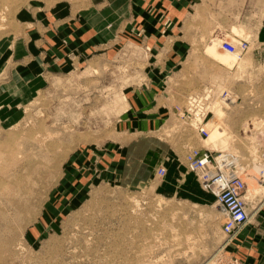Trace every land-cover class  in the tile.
Instances as JSON below:
<instances>
[{
    "label": "rangeland",
    "instance_id": "obj_1",
    "mask_svg": "<svg viewBox=\"0 0 264 264\" xmlns=\"http://www.w3.org/2000/svg\"><path fill=\"white\" fill-rule=\"evenodd\" d=\"M89 1L0 0V39L24 38L26 24L20 19L24 10L38 6L53 9L59 4L76 10ZM107 2L102 0V4ZM232 33L243 36V30L236 27ZM233 38L228 34L226 39L238 41ZM205 41L202 38L200 43L184 42L174 49L175 56L188 57L183 85L171 79L169 96L173 104L186 107L189 96L207 85L215 86L218 91L210 106L217 102L219 105L208 121H212L210 126L218 122L227 130L223 142L227 148L220 149L219 142L194 139L196 125L181 119L176 112L173 122L158 136L165 133L185 156L193 148L212 150L218 164H231L248 189L257 190L253 205L262 204L264 118L259 123L253 120L255 131L249 134L246 127L244 134L238 112L244 101H264V66L251 63L250 72L248 56L224 51L223 40L213 39L210 44ZM9 42L12 50L16 40ZM167 46L168 53H173L172 44ZM95 55L115 57H100L81 66L74 63L66 72H46L39 80L37 92L25 96L17 114L0 124V264H142L140 247L133 244L131 231L156 223L147 216L155 210L154 193L149 189H118L109 183L160 181L167 177L160 178L147 172L145 165L136 164L129 172L126 168L121 172L123 167L116 161V147L128 141L124 138L129 131L124 120L126 91L142 80L136 77V70L142 67L139 56L150 55L137 42L132 45L126 40H120L110 54L102 51ZM127 56H134V61ZM191 69L197 75V86L190 80ZM261 86L262 91H257ZM226 91L229 96L224 98ZM188 179L198 180L194 175ZM218 210L215 204L206 210L197 209L198 219L169 220L174 226L196 231L195 236L186 237L181 244L186 247L183 258L188 259V264L195 260L201 264L210 258L211 264H241L238 249L223 250L227 238L222 232L224 218ZM161 222L164 220L157 224ZM155 264L166 263L159 259Z\"/></svg>",
    "mask_w": 264,
    "mask_h": 264
},
{
    "label": "crops",
    "instance_id": "obj_2",
    "mask_svg": "<svg viewBox=\"0 0 264 264\" xmlns=\"http://www.w3.org/2000/svg\"><path fill=\"white\" fill-rule=\"evenodd\" d=\"M20 19L26 24L24 38L0 39V124L17 114L25 96L37 92L39 80L46 72H66L74 63L81 66L100 57L114 58L95 54L112 53L120 40L132 45L137 42L150 55L139 56L142 67L136 70V77L142 80L126 91L124 120L129 131L124 133V138L128 141L116 145L119 153L116 161L124 168L121 172L125 168L129 172L136 164L145 165L147 172L157 174L164 165L167 177L160 181L118 180L109 184L118 189H149L154 193L155 210L147 216L156 223L131 231L133 244L140 247L142 264H155L159 259L166 264H188V259L183 258L186 247L182 248L181 244L186 237L195 236L196 231L174 226L169 220L198 219L197 209L213 207L215 197L203 189L199 180L188 179L195 174L188 171L185 155L176 150L165 133L158 136L173 122L177 106L169 96L168 83L171 79L179 80L182 86L186 75L183 69L188 56H175L174 49L184 42L200 43L202 38L206 44L213 39L222 41L230 34L233 40H247L250 44L249 51L243 54L248 56L249 71L251 63L264 66V0H109L104 4L102 0H91L76 10L67 4L53 9L33 7L30 11L24 10ZM235 27L243 30V36L232 33ZM184 37L188 40L184 41ZM9 40H16L12 50ZM169 44L173 46V53H168ZM71 52L75 54L72 57ZM127 58L134 61V56ZM189 76L197 86L194 69ZM259 89L261 92L263 86ZM209 91L218 90L207 85L199 92ZM263 118L264 101H244L239 106L238 122L243 121L244 134L246 127L249 134L255 131L253 120L259 123ZM196 134L193 138L198 141L201 136L198 131ZM158 220L164 222L157 224ZM126 237L128 245V227ZM231 248L240 251L237 257L241 264H261L264 213L251 218L231 242H224L223 250ZM194 264H198L196 260Z\"/></svg>",
    "mask_w": 264,
    "mask_h": 264
},
{
    "label": "built area",
    "instance_id": "obj_3",
    "mask_svg": "<svg viewBox=\"0 0 264 264\" xmlns=\"http://www.w3.org/2000/svg\"><path fill=\"white\" fill-rule=\"evenodd\" d=\"M224 51L242 57L250 49L247 40L232 42L224 39L221 43ZM215 92L194 93L187 98L186 107L177 106L176 114L183 120L194 122L195 129L202 139L209 136L208 118L210 117V100ZM225 93V94H224ZM222 93L224 98L229 92ZM192 127L194 125L191 123ZM212 150L208 148H193L185 156L186 167L190 173L195 174L203 189L215 197V204L223 209V233L228 239L234 238L240 230L247 226L251 220L250 203L246 198L248 185L241 175L227 162L217 163ZM261 161L264 163V148ZM160 178L167 175L165 167L157 171ZM264 182V179L262 180ZM260 204V203H259ZM255 208V207H254ZM252 208V211L253 209Z\"/></svg>",
    "mask_w": 264,
    "mask_h": 264
},
{
    "label": "bare ground",
    "instance_id": "obj_4",
    "mask_svg": "<svg viewBox=\"0 0 264 264\" xmlns=\"http://www.w3.org/2000/svg\"><path fill=\"white\" fill-rule=\"evenodd\" d=\"M218 105H219V103L217 102V103H215L214 105H211L210 106V113H211V115L212 116H214L215 114V111L217 110V107H218ZM209 119V118H208ZM210 121V120H209ZM210 122H212V121H210ZM210 122L208 123V127L207 128H211V129H209V136H208V138H206V139H204L205 140V143H213V142H215V143H218L219 142V148L220 149H222V150H225V148H227V145L226 146H223L224 145V140H226V138H227V135H228V133H227V130L226 129H223L222 127H221V125L217 122H215L214 124H213V126L211 127L210 126ZM248 129V128H247ZM249 130V129H248ZM221 143V144H220ZM242 170V169H241ZM263 171V178H264V170H262ZM261 187L264 189V185H261ZM251 189V188H250ZM250 189H248V193H247V195H246V198H247V200H248V203H250V207H249V210L252 212V214H251V218H253L254 216H256L257 214H258V212L262 209V207H263V205H264V201H263V203L261 204H256V203H254V205H253V201H254V198H255V195L258 193L257 192V190L256 189H253V190H250ZM253 206H252V205ZM216 206L220 209V210H218V213H219V215L220 216H222L223 215V209L222 208H220L217 204H216ZM255 207V208H254ZM252 208H254L253 209V211H252ZM216 217V216H215ZM223 217V216H222ZM218 218H220L219 216H218ZM217 219V218H216ZM251 221V220H250ZM223 226V225H222ZM241 231V230H240ZM239 231V232H240ZM222 232H223V230H222ZM238 232V233H239ZM224 234V233H223ZM225 235V234H224ZM227 238V237H226ZM233 239V238H232ZM228 241H230V239H228L227 238V242ZM222 249V248H221ZM220 249V250H221ZM220 252V251H219ZM216 254H218V253H216ZM212 258H210V259H208V261H206V263L205 264H210L211 262H212Z\"/></svg>",
    "mask_w": 264,
    "mask_h": 264
}]
</instances>
